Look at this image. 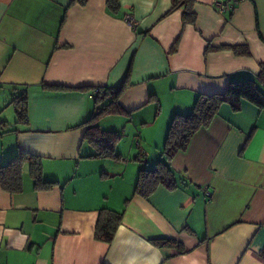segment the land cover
I'll return each instance as SVG.
<instances>
[{"label":"crops","instance_id":"0c3cea01","mask_svg":"<svg viewBox=\"0 0 264 264\" xmlns=\"http://www.w3.org/2000/svg\"><path fill=\"white\" fill-rule=\"evenodd\" d=\"M215 1L0 0V164L33 154L55 181L35 188L25 162L21 191L0 185V264H264V107L221 104L170 161L185 186L133 193L138 171L162 158L172 116L255 78L264 61V0L228 12ZM127 71L123 113L104 116L116 121L119 157L96 156L90 91ZM22 92L27 124L11 103ZM101 207L123 211L109 242L94 238Z\"/></svg>","mask_w":264,"mask_h":264},{"label":"trees","instance_id":"16d2710c","mask_svg":"<svg viewBox=\"0 0 264 264\" xmlns=\"http://www.w3.org/2000/svg\"><path fill=\"white\" fill-rule=\"evenodd\" d=\"M178 0H174V3ZM186 1V0H180ZM118 6L117 0H109L108 7L113 10ZM264 42V37L259 34ZM237 54L248 55L247 46L228 45ZM127 71L123 82L115 88H102V91L92 98L95 104L94 113L89 116V126L85 131L88 141L95 148L96 156H108L118 158L114 146L116 139L120 137L117 132L102 130L98 125V119L105 115L121 114L124 109L119 104L121 93L128 83ZM46 89H65L67 87L53 84H43ZM94 87L91 89V91ZM90 91V92H91ZM249 101L258 108L264 107V61L259 63V70L253 79L229 81L223 92L200 93L197 95L191 111L188 114H174L170 120L165 140L161 149L162 158L151 169H140L134 184V194L149 198L155 190L162 186L168 191H174L185 186V178L170 167V161L174 155L185 150L192 135L201 127L207 126L217 114L221 104H228L233 111H239L243 101ZM11 103L20 124L28 122L27 94L22 92L15 96ZM5 121H0V129L6 128ZM25 162L29 165V173L33 179L35 188H47L55 181L45 180L42 176L41 161L38 156L26 153H17L5 164H0V185L9 192L22 190ZM123 211H114L107 207H101L98 211L94 227L96 240L109 242L112 240L116 228L121 221ZM171 241H165L169 243ZM176 245L178 243L172 242Z\"/></svg>","mask_w":264,"mask_h":264},{"label":"built area","instance_id":"2783aa9c","mask_svg":"<svg viewBox=\"0 0 264 264\" xmlns=\"http://www.w3.org/2000/svg\"><path fill=\"white\" fill-rule=\"evenodd\" d=\"M239 2V0H229L228 2H220L219 0L215 1V7L218 9L219 12H228L233 10V7ZM125 21L131 27H135L137 25V20L132 17L131 15L125 16ZM102 90L99 87H94V89L90 92V96L93 97L98 92Z\"/></svg>","mask_w":264,"mask_h":264},{"label":"rangeland","instance_id":"374dc122","mask_svg":"<svg viewBox=\"0 0 264 264\" xmlns=\"http://www.w3.org/2000/svg\"><path fill=\"white\" fill-rule=\"evenodd\" d=\"M99 124L101 125L102 130L111 131V129H115L114 126H116V121L112 118L105 119L104 116H102L99 119ZM120 131L121 129L118 130V132ZM120 139H121V135L115 141Z\"/></svg>","mask_w":264,"mask_h":264}]
</instances>
